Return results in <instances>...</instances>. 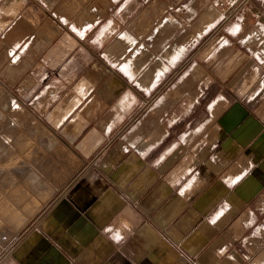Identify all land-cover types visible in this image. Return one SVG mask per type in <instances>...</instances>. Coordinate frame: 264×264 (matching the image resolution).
<instances>
[{"label": "crops", "instance_id": "1", "mask_svg": "<svg viewBox=\"0 0 264 264\" xmlns=\"http://www.w3.org/2000/svg\"><path fill=\"white\" fill-rule=\"evenodd\" d=\"M214 1L0 0L63 167L0 264H264V0Z\"/></svg>", "mask_w": 264, "mask_h": 264}, {"label": "rangeland", "instance_id": "2", "mask_svg": "<svg viewBox=\"0 0 264 264\" xmlns=\"http://www.w3.org/2000/svg\"><path fill=\"white\" fill-rule=\"evenodd\" d=\"M16 35H19V33L16 34ZM25 35H29V30L26 32ZM16 37H18V36H16ZM23 39H24V37L21 38V41H23ZM13 40L14 39L12 38L10 40L9 39H6L5 42L4 41H0V42L7 44V46H5L6 49H8L7 47H9V49H11L8 44H9V42H12ZM36 40H37V38L34 36V38H32L31 41H29V43H27L26 45H23V46L18 45V46H16V48L14 50H12L13 52L10 55H7V52L6 51H4L5 52L4 54H3V52H1V54H0V135H1L0 136V147H1L0 154H1V152L3 154H5L8 151V154L9 155L11 154L10 157H13V155H14V157L12 159H15L16 160V161L13 160V162H15L14 164H16V165L13 164V165H11L12 167L9 166L11 168H14V167L16 168V169H14V171L13 170H9L12 173H14L13 174L14 175L13 176V180H11L12 181L11 187H13V186L15 187L16 185L18 186V182H19V184H21V181H22L21 180V177H22V179H25L26 177H28L29 178V181L30 180L32 181V179H31L32 172L30 173V171H32L34 167L35 168L37 167L36 169L39 172L42 171L41 174L44 177V182L45 183L44 184H40L38 186H33V187L29 188V192H28L30 195L32 194L31 197H33V198H31L32 199L31 201L33 202V204L36 206L37 203H38L39 206H40V204H43L46 201V198H48L47 193H46L47 192V189L42 188V187L43 186H46V182L48 184V182H52L53 183V182H55L57 180H60L62 178L61 176L63 175V172H62L63 171V167L61 165L62 164V160H61V158L58 157V154H61L62 153V147L59 146L58 143L55 142V139L53 137H51V135L42 127V125L39 123V121H37L38 120V117L35 114L34 109H31V106L28 104V101L30 99L29 93L24 91V87H27L29 84L32 83L31 82V79L32 78L30 77L31 76V72H33L32 70H34V73L37 70H41L40 69L41 68L40 63L37 62V61L35 62L31 57H29V56H32V57L33 56H36L41 51V48H39V50H36L37 45L34 44V43H37ZM33 48H34V50H32ZM15 59H17L16 62L15 63H11V62H14ZM23 62H26L25 66H23V64H22ZM35 64H38V65L35 66ZM129 72H130V69L128 71V74L132 73V75L134 76L135 75L134 73L136 71L135 70L134 71L131 70V72L130 73ZM25 82H27L28 85H25L26 84ZM147 86H148V84L146 86H144L143 88H147ZM150 95H152V93H149V97H150ZM11 96L13 98H15L24 107V109H25V112L24 113H26V115H27V119L25 120L26 123L25 122L23 123L25 125H22V126H20L18 128H17V126L16 127L13 126L12 129H11V122H10V117L11 116H10L7 108H5L6 105L8 106V102H10V100H9L8 97H11ZM6 125H8L7 126L8 129L6 128ZM19 132L22 133V135ZM18 134L21 135V139H22L23 145L26 144L25 145L26 147L23 146V148H25V150L27 149V151H28V152L26 151L25 154L24 153L23 154L21 153L22 156L20 155V152L18 150V148H19L18 145H15V143L13 142V141H15V142H17V144H19L18 141L20 140V138H19ZM2 135H3V138H2ZM7 136H9V137H7ZM6 138H8L9 140L12 139V140L9 141L10 142L9 144H11L13 146V147H10V149L11 148H14V149L10 150L11 152L8 149L9 148L8 147V144H6V141H4ZM28 138L31 139V140H29ZM2 139H4V140H2ZM16 139H17V141H16ZM28 141H29V143H28ZM32 144H33V146L30 147V145H32ZM32 149H33V151H32ZM13 151H14V153H13ZM12 153H13V155H12ZM28 154H30V155H28ZM23 155L24 156L26 155L25 158H24ZM31 158H33V159H31ZM19 159H20V161H19ZM17 160L19 162H17ZM24 160H26V161L28 160V162H27L28 164L26 163L27 165L25 163H23ZM22 164H24V165H22ZM20 165H22V166H20ZM17 168H20V169L17 170ZM21 168L23 170H21ZM40 168H41V170H40ZM24 170L25 171L27 170L26 171L27 173L26 172L24 173ZM17 171H20V172H17ZM47 171H49V174H46ZM50 171H51V173H50ZM17 173H18V175H17ZM22 174H23L24 178H23ZM27 174H29V176H27ZM14 178H16V179L18 178V179L16 180ZM0 182H1L0 183V189H1V187H2V181L0 180ZM35 187H36V189H34ZM32 189H33V192L34 193L32 192ZM2 190L5 191L4 189H1L0 190V193L1 194L0 195L3 194V191ZM36 192L40 193L41 195L38 194V193H36ZM42 196H44V198H42ZM40 198H42V199H40ZM35 201H37L36 204L34 203ZM0 203H1V201H0ZM10 204H11L10 207L15 212V213L13 212L15 214V216H13V217L14 218L16 217V218L14 219V218L7 217L10 220V221H8L7 218H4L2 216L0 217V223H1V225H0L1 226L0 227V235L1 236H3L4 234H9L10 233V230H13L15 227L18 228V225L23 224L24 223V220H25V218H22V217H23V214H26V212L22 208L20 210L21 205L19 203L13 202V203H8L5 206L8 207L9 209H11L9 207ZM33 204H32V206H33ZM13 205H15V206H13ZM12 209H11V211H13ZM21 218H22V223L20 224V220L19 219H21ZM9 223H10V225H9ZM14 224H16V225H14ZM7 229H8V231H7ZM6 231H7V233H6ZM1 236H0V238H1ZM11 239H13V237ZM11 239H9V240H11ZM7 243H4V246ZM4 246H2V247H4ZM2 247L0 246V249H2Z\"/></svg>", "mask_w": 264, "mask_h": 264}, {"label": "bare ground", "instance_id": "3", "mask_svg": "<svg viewBox=\"0 0 264 264\" xmlns=\"http://www.w3.org/2000/svg\"><path fill=\"white\" fill-rule=\"evenodd\" d=\"M73 3V2H72ZM88 3V2H87ZM161 5V4H160ZM211 5V4H210ZM215 16H217V11L215 10V9H212V10H210L209 12H207V20H208V23H207V25L211 22V20H213L214 19V17ZM75 18V17H74ZM79 19V18H78ZM197 20V19H196ZM141 24V23H140ZM206 24V23H205ZM81 25V24H80ZM168 29V28H167ZM189 30V29H188ZM10 32V31H9ZM15 32V31H14ZM21 32H22V30H21ZM25 33V32H24ZM9 34V33H8ZM11 34V33H10ZM13 34V33H12ZM18 34V33H17ZM20 35V34H19ZM10 36H12V35H10ZM22 36V35H21ZM122 37H123V39L124 40H126L127 39V36L125 35V34H123L122 35ZM4 38H6V37H4ZM9 38V37H8ZM7 38V39H8ZM119 39V38H118ZM6 40V39H5ZM16 40V39H15ZM19 41V40H18ZM116 42V41H115ZM13 43H15V42H13ZM12 43V44H13ZM18 43V42H17ZM8 45H10V44H8ZM16 45V44H15ZM11 46V45H10ZM14 46V45H13ZM18 46V45H17ZM131 46H133V45H131ZM125 47H126V45H125ZM129 47V46H128ZM127 47V48H128ZM11 48V47H10ZM16 48V47H15ZM119 48V47H118ZM123 49V48H122ZM13 50V49H12ZM11 50V51H12ZM8 51V50H7ZM122 51V50H121ZM126 51H127V49H126ZM128 52V51H127ZM1 54V53H0ZM8 54H9V52H8ZM177 55V54H176ZM143 61V60H142ZM157 61V60H156ZM118 62V61H117ZM140 63V60L139 61H137V63ZM158 63V62H157ZM156 63V64H157ZM25 64V63H24ZM141 64H143V63H141ZM159 64V63H158ZM157 64V65H158ZM162 64V63H161ZM136 65V64H135ZM153 65V64H152ZM134 66V65H133ZM137 66V65H136ZM159 66V65H158ZM15 68V67H14ZM131 68V70H132V65H131V63L130 64H126V65H124V69L128 72L129 71V69ZM133 69H135V67H133ZM137 69V68H136ZM135 69V70H136ZM140 69V68H139ZM155 69V68H154ZM156 69H158V68H156ZM131 70H130V72H131ZM198 71V70H197ZM129 72V73H130ZM151 72H153V71H151ZM146 73V72H145ZM150 73V72H149ZM148 74V73H147ZM130 75H132V73H130ZM145 76V75H144ZM153 76V75H152ZM140 79H141V77H140ZM147 80H149V79H147ZM147 80H145L144 82H142V84H143V86H146L147 84L148 85H150L149 84V81H147ZM148 87V86H147ZM179 94V93H178ZM172 95V94H171ZM181 95H183V94H181ZM127 96V95H126ZM167 97V96H166ZM178 97V96H177ZM9 98V100H10V102H8V106L6 105L5 106V108H7V110H8V112H9V114H10V122H11V129H12V127L14 126V127H16L17 126V128L18 127H20V126H22V125H25V124H23L24 122H25V120L27 119V115H26V113H24L25 112V109H24V107L15 99V98H13L12 96L11 97H8ZM129 98V97H128ZM166 99V98H165ZM175 99V98H174ZM8 100V101H9ZM169 100H171L170 98H169ZM168 101V100H167ZM166 101V102H167ZM174 101V100H173ZM129 103V102H128ZM170 103V102H169ZM7 104V103H6ZM127 104V103H126ZM168 103H166V105H167ZM163 106V105H162ZM168 106V105H167ZM162 112H163V110H162ZM111 118V117H110ZM150 119V118H149ZM3 120V119H2ZM31 120V119H30ZM29 120V121H30ZM34 120V119H33ZM151 120V119H150ZM38 121V120H37ZM31 122V121H30ZM2 123V122H1ZM4 123V122H3ZM26 123V122H25ZM34 123V122H33ZM4 125V124H3ZM7 126L8 125H6V128H7ZM30 126V125H29ZM26 127V126H25ZM23 128V127H22ZM41 128V127H40ZM45 128V127H44ZM47 128V127H46ZM8 129V128H7ZM21 129V128H20ZM24 129V128H23ZM140 129V128H139ZM142 129V128H141ZM140 129V130H141ZM22 130V129H21ZM28 130V129H27ZM11 131V130H10ZM24 131V130H23ZM137 131V130H136ZM3 132V131H2ZM147 132V131H146ZM8 133V132H7ZM20 133V132H19ZM15 134V133H14ZM21 135H22V133H20ZM20 134H18V136H19V138H20V140L18 141L19 142V144H17V142H15V141H13L14 143H15V145H18V150H19V152H20V155H21V153L23 154H25V152L27 151V149L25 150V148H23V146H25L26 144H24L23 145V142H22V139H21V135ZM24 134V133H23ZM147 134V133H146ZM160 134V133H159ZM134 135V134H133ZM1 136V135H0ZM17 136V135H16ZM25 136V135H24ZM152 136V135H151ZM153 136H156V135H153ZM159 136V135H158ZM5 137V136H4ZM7 137H9V136H7ZM11 137V136H10ZM28 137V136H27ZM157 137V136H156ZM160 137V136H159ZM2 138H3V135H2ZM18 138V139H19ZM26 139V138H25ZM29 139V138H28ZM39 139V138H38ZM153 139V138H152ZM2 140H4V139H2ZM10 140H12V139H10ZM8 138H6L4 141H6V144H8V149H9V151L10 150H12V149H14V148H11L10 149V147H13L11 144H9L10 141ZM15 140V139H14ZM29 140H31V139H29ZM56 140V139H55ZM139 140V139H138ZM141 140V139H140ZM158 140V139H157ZM3 141V142H4ZM16 141H17V139H16ZM21 141V142H20ZM2 142V143H3ZM142 142V141H141ZM12 143V142H11ZM22 143V144H21ZM25 143V142H24ZM27 143V142H26ZM28 143H29V141H28ZM34 143V142H33ZM59 143V142H58ZM140 143V142H139ZM152 143V142H151ZM5 144V143H4ZM3 144V145H4ZM41 144V143H40ZM146 144H149V143H145V145ZM139 145V144H138ZM142 145H144V142H143V144ZM31 146H33V144L32 145H30V147ZM26 147V146H25ZM29 147V146H28ZM27 147V148H28ZM43 147V146H42ZM142 147V146H141ZM140 148V147H139ZM50 149V148H49ZM66 149V148H65ZM0 151H1V147H0ZM32 151H33V149H32ZM42 151V150H41ZM11 152V151H10ZM28 152V151H27ZM31 152V151H30ZM13 153H14V151H13ZM13 153H12V155H13ZM35 153V152H34ZM68 153V152H67ZM8 154V151H7V153H5V154H3L2 152H1V154H0V180L2 181V187H1V189H4L5 191H3V194L2 195H0V201H1V203H0V217L2 216V217H4V218H7V217H9V218H14L13 216H15V212H14V210L10 207L11 206V204L9 205V207L13 210V211H11V209H9L8 207H6L5 205L6 204H8V203H13V202H15V203H19L20 205H21V207H20V210H21V208L23 209V210H25V212H26V217H31L35 212H36V209L39 207V204L37 203V201H35L34 203L36 204L37 203V205L35 206L34 204H33V202L31 201L32 199L31 198H33V197H31V195L28 193L29 192V188H31V187H33V186H38V185H40V184H44L45 182H44V177H43V175L41 174V172H39L35 167L33 168V170L32 171H30V173L32 172V175H31V179H32V181L30 180L29 181V178L28 177H26L25 179H22V177H21V184H19V182H18V186L16 185L15 187L13 186V187H11V184H12V181L11 180H13V174L14 173H12L11 171H9V170H13L14 171V169H16L14 166V168H11L12 166L11 165H13L15 162H13V160H15V159H12L13 157H14V155H13V157H10L11 156V154L9 155H7ZM31 154V153H30ZM30 154H28V155H30ZM45 155V154H44ZM22 156V155H21ZM24 156V155H23ZM26 156V155H25ZM25 156H24V158H25ZM37 156V155H36ZM73 156V155H72ZM28 157V156H27ZM31 157V156H30ZM69 157V156H68ZM29 158V157H28ZM31 159H33V158H31ZM35 159V158H34ZM41 159V158H40ZM53 159V158H52ZM72 159V158H71ZM30 160V159H29ZM51 160V159H50ZM16 161V160H15ZM19 161H20V159H19ZM18 160H17V162H19ZM23 161V160H22ZM33 161V160H32ZM16 162V163H17ZM28 162V160L26 161V160H24V162L23 163H27ZM22 163V162H21ZM68 163V162H67ZM28 164V163H27ZM26 164V165H27ZM30 164V163H29ZM43 164V163H42ZM56 164V163H55ZM14 165H16V164H14ZM19 165V164H18ZM22 165H24V164H22ZM22 165H20V166H22ZM25 165V166H26ZM9 166H11V167H9ZM19 167V166H18ZM24 167V166H23ZM22 167V168H23ZM28 167V166H27ZM69 167V166H68ZM21 168V170H23ZM42 168V167H41ZM41 168H40V170H41ZM53 168V167H52ZM70 168V167H69ZM18 169H20V168H17V170ZM26 169V168H25ZM29 169V168H28ZM27 169V170H28ZM31 169V168H30ZM51 169V168H50ZM57 169V168H56ZM59 169V168H58ZM26 170V171H27ZM43 170V169H42ZM46 170V169H45ZM52 170V169H51ZM62 170V169H61ZM16 171V170H15ZM25 170H24V173L26 172ZM56 171V170H55ZM17 172H20V171H17ZM16 173V172H15ZM23 173V172H22ZM27 173V172H26ZM29 173V172H28ZM50 173H51V171H50ZM64 173H65V171H64ZM67 173V172H66ZM46 174H49V171H47L46 172ZM17 175H18V173H17ZM21 175V174H20ZM65 175V174H64ZM22 176H23V174H22ZM27 176H29V174H27ZM61 176V175H60ZM52 177V176H51ZM58 177V176H57ZM62 177V176H61ZM23 178H24V176H23ZM14 179H16V178H14ZM18 179V178H17ZM16 179V180H17ZM27 179V180H26ZM56 180V179H55ZM63 181V180H62ZM15 182V181H14ZM13 182V183H14ZM56 182V181H55ZM1 183V182H0ZM50 183V182H49ZM51 184V183H50ZM57 184V183H56ZM59 184V183H58ZM46 185H47V182H46ZM4 186V187H3ZM56 186V185H55ZM44 187V186H43ZM48 188H49V186H48ZM54 188H56V187H54ZM0 189V190H1ZM34 189H36V187L34 188ZM48 190V189H47ZM36 191V190H35ZM40 191V190H39ZM42 191V190H41ZM46 191V190H45ZM48 191H50V190H48ZM52 191V190H51ZM32 192H33V189H32ZM34 193V192H33ZM36 193H38V192H36ZM49 193V192H48ZM47 193V194H48ZM1 194V193H0ZM38 194H40V193H38ZM30 195V196H29ZM41 195V194H40ZM43 195V194H42ZM50 195V194H49ZM37 196V195H36ZM35 196V197H36ZM50 197V196H49ZM42 198H44V196H42ZM42 198H40V199H42ZM39 199V198H38ZM47 199V198H46ZM34 200V199H33ZM44 200V199H43ZM41 202V201H40ZM43 203V202H42ZM45 203V202H44ZM32 204H33V206H32ZM16 205V204H15ZM15 205H13V206H15ZM17 206V205H16ZM42 206V205H41ZM18 207V206H17ZM16 207V208H17ZM14 208V207H13ZM19 209V208H18ZM18 211V210H17ZM14 212V213H13ZM19 212V211H18ZM26 217H24L25 218V220H26ZM3 218V219H4ZM9 218H7L8 219V221H10L9 220ZM16 218V217H15ZM14 218V219H15ZM13 219V220H14ZM29 219V218H28ZM2 220V219H1ZM12 220V219H11ZM25 220H24V222H25ZM7 221V222H8ZM3 222V221H2ZM6 222V221H5ZM11 223V222H10ZM10 223H9V225H10ZM22 223V218H21V220H20V224ZM3 224V223H2ZM5 224V223H4ZM0 225H1V223H0ZM8 225V224H7ZM15 225V224H14ZM13 225V226H14ZM4 226V225H3ZM1 227V226H0ZM5 227V226H4ZM5 229V228H4ZM14 229H16V227L14 228ZM13 229V230H14ZM13 230H10V233L9 234H4L3 236H1V238H0V246L2 247V246H4V243H7L8 242V240L10 239V237H11V235L14 233V231ZM7 231H8V229H7ZM7 231H6V233H7Z\"/></svg>", "mask_w": 264, "mask_h": 264}, {"label": "built area", "instance_id": "4", "mask_svg": "<svg viewBox=\"0 0 264 264\" xmlns=\"http://www.w3.org/2000/svg\"><path fill=\"white\" fill-rule=\"evenodd\" d=\"M245 0H215L211 5L210 8L212 9H226V8H235L239 7L243 9V5ZM255 18H258V15H255Z\"/></svg>", "mask_w": 264, "mask_h": 264}]
</instances>
